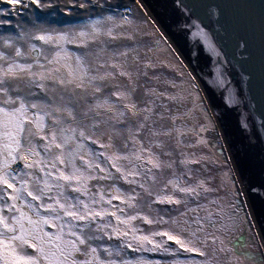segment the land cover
Returning <instances> with one entry per match:
<instances>
[{
    "label": "snow or ice",
    "instance_id": "obj_1",
    "mask_svg": "<svg viewBox=\"0 0 264 264\" xmlns=\"http://www.w3.org/2000/svg\"><path fill=\"white\" fill-rule=\"evenodd\" d=\"M0 264H264V0H0Z\"/></svg>",
    "mask_w": 264,
    "mask_h": 264
},
{
    "label": "water",
    "instance_id": "obj_2",
    "mask_svg": "<svg viewBox=\"0 0 264 264\" xmlns=\"http://www.w3.org/2000/svg\"><path fill=\"white\" fill-rule=\"evenodd\" d=\"M235 0H225V3H233ZM258 98H259V90H258Z\"/></svg>",
    "mask_w": 264,
    "mask_h": 264
}]
</instances>
